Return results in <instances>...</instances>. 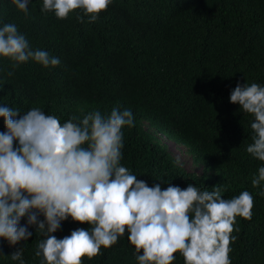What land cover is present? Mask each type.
Instances as JSON below:
<instances>
[{"label":"trees","instance_id":"trees-1","mask_svg":"<svg viewBox=\"0 0 264 264\" xmlns=\"http://www.w3.org/2000/svg\"><path fill=\"white\" fill-rule=\"evenodd\" d=\"M42 7L43 0H30L25 13L0 0V28L15 24L33 50L60 60L45 68L29 59L13 68L10 58L0 57V106L21 115L38 107L62 125L93 111L107 117L113 108L130 109L134 126L121 129V166L149 187L218 186L224 199L250 192L251 219L236 217L229 258L264 264V182L252 185L264 161L246 151L254 116L230 102L238 83L264 86V0H111L91 23L82 9L60 19ZM163 137L185 146L201 170L185 168ZM77 228L91 225L69 217L53 235L63 238ZM29 230L31 238L16 246L0 239V264H20L10 256L18 248L24 264H41L35 251L46 237ZM174 255L173 264H185L181 253ZM82 264H138L127 228Z\"/></svg>","mask_w":264,"mask_h":264},{"label":"clouds","instance_id":"clouds-1","mask_svg":"<svg viewBox=\"0 0 264 264\" xmlns=\"http://www.w3.org/2000/svg\"><path fill=\"white\" fill-rule=\"evenodd\" d=\"M110 2L43 0L42 11H54L57 18L65 19L82 9L91 23ZM12 3L27 13L30 0ZM78 19L84 22L82 16ZM0 57L10 58L13 68L29 59L45 68L60 64L47 51L33 50L15 24L0 28ZM230 102L254 116L253 142L246 151L264 161V86L238 83ZM0 117L6 128L0 132V239L10 246L29 240L33 235L29 229L35 227L46 237L35 251L43 257L41 264H82L84 256L92 259L101 254V247L116 244L127 228L138 264H173L177 252L185 264H231L233 226L237 216L251 219L252 194L242 191L224 199L218 186L201 191L193 184L186 189L171 183L162 188L161 183L149 187L138 180L120 164L121 129L134 126L130 109L113 108L107 117L93 111L63 125L38 107L21 115L0 106ZM261 182L264 166L252 185L258 187ZM69 217L91 228H77L57 238L53 234ZM22 219L26 222L21 223ZM22 255L18 248L10 256L24 264Z\"/></svg>","mask_w":264,"mask_h":264},{"label":"rangeland","instance_id":"rangeland-1","mask_svg":"<svg viewBox=\"0 0 264 264\" xmlns=\"http://www.w3.org/2000/svg\"><path fill=\"white\" fill-rule=\"evenodd\" d=\"M162 140L166 142L172 154L178 158L185 168L196 171L201 170V166L192 161L191 156L185 150V146L178 144L173 140L167 139L166 137H163Z\"/></svg>","mask_w":264,"mask_h":264}]
</instances>
